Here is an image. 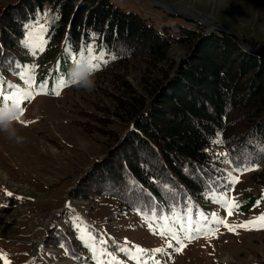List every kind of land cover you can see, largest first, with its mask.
<instances>
[{
	"label": "trees",
	"instance_id": "obj_1",
	"mask_svg": "<svg viewBox=\"0 0 264 264\" xmlns=\"http://www.w3.org/2000/svg\"><path fill=\"white\" fill-rule=\"evenodd\" d=\"M45 11L47 44L34 56L21 43L26 38L24 25L39 20L38 13ZM175 43L188 48L180 62L169 57ZM86 45L105 58L94 73L134 60L145 62L155 79L147 96L129 95L132 102L122 101L121 109L129 107L128 132L105 158L95 161L85 175L91 173V178L77 197L105 196L141 218L171 215L173 210L182 214L187 208L194 218L197 212L210 216L220 207L209 198L210 191H228L229 171L224 168L228 163L213 153L216 145L228 153L233 168L254 166V171L236 174L252 173L264 189V46L247 51L240 39L228 34H206L178 24L156 28L112 0H20L0 20L3 87H25L17 72L42 60L46 68L37 72L35 66V82L51 90L58 77L67 80L73 64L65 48L78 55ZM236 202L239 208L234 212L247 214L264 205V193ZM73 245V260L89 262L91 252L84 257L78 252L80 241Z\"/></svg>",
	"mask_w": 264,
	"mask_h": 264
},
{
	"label": "rangeland",
	"instance_id": "obj_2",
	"mask_svg": "<svg viewBox=\"0 0 264 264\" xmlns=\"http://www.w3.org/2000/svg\"><path fill=\"white\" fill-rule=\"evenodd\" d=\"M112 2L149 19L156 28L178 24L208 31L210 22L200 26L191 20L193 13L182 12L189 16L184 18L166 2L192 9L214 19L218 25L233 28L242 36L243 48L264 46V0ZM19 5L20 0H0V20L7 8ZM187 50L183 44H172L169 57L180 62ZM34 65L37 72L46 68L42 60H34ZM94 78L92 91L71 85L59 96L38 95L22 106L24 113L14 123L17 135L24 138L21 143L0 132V253L6 255L9 264H97L89 246L93 242L83 235L85 228L96 238L97 252L106 248L116 257L117 264H137L121 251L133 245L148 250L149 255L156 248H164L163 253L154 254L158 264H264V229L237 228L233 233L221 226L214 238L192 240L177 253L175 242L172 249L167 248L165 239L153 235L143 218L122 209L118 201L105 196L77 197L91 178V173L87 178L85 175L91 172L95 161L105 158L109 149L128 132L129 107L121 109L122 101L132 102L129 95L147 96L155 74L145 62L132 60L109 66L95 73ZM213 153H225V150L216 145ZM224 168L231 171L233 167L224 164ZM234 175L239 182L228 194L230 198L240 200L253 193H264L252 173ZM6 191L13 195H6ZM214 213L229 225H239L264 215V205L247 214L234 212L228 216L220 207H215ZM74 240L80 241L78 252L84 257L91 252L89 262L73 260ZM102 240L108 243L101 245ZM143 259L153 264L148 255ZM0 264H5L4 258H0Z\"/></svg>",
	"mask_w": 264,
	"mask_h": 264
},
{
	"label": "snow or ice",
	"instance_id": "obj_3",
	"mask_svg": "<svg viewBox=\"0 0 264 264\" xmlns=\"http://www.w3.org/2000/svg\"><path fill=\"white\" fill-rule=\"evenodd\" d=\"M40 15L39 20H35L34 23L25 24L24 27L27 29L26 38L21 41V43L28 49L31 50L32 54L35 56L37 51L43 52L47 41L45 39V34L48 32L49 21L48 11L43 12ZM59 19L57 14L54 18ZM2 47V46H0ZM65 52L69 54L73 63H78L85 56L89 58V63L91 65V71H98L101 67L102 62H105L103 54H97L96 49L91 45H86L79 50L78 55H74L70 47L65 48ZM18 69L21 68L19 64L16 66ZM35 66H27L23 68L22 71H18L17 75L24 81L25 87L21 88L18 86L8 85V88L3 87L4 81L0 79V104L2 103H12L15 104L20 110V116L18 120L24 113V108L22 105L25 101H31L38 95H55L59 96L61 90L70 84V81L66 80L63 76L57 78L55 86L49 90L48 85L45 83H40L38 86L35 82L34 75ZM216 143H221V141H215ZM219 156L224 158V162L232 164L233 161L228 160V153H220ZM256 170L254 166L248 165L245 167L232 168L231 171L227 173L228 180V191L227 192H216L210 191L209 198L216 204L220 205L222 209L227 212L228 216H232L234 211L239 208V204L236 202L235 198H230L228 192L232 190V186L239 182L238 177L234 173H244L246 171ZM6 195L12 196L11 192L6 191ZM145 224L148 226L149 230L153 235H158L162 239L167 241V248H173V242L177 245L174 251L180 253L186 247L187 243L192 240L199 239L201 237L210 239L214 238L222 226L226 228L229 232L235 233L237 228H244L245 230L250 229H264V215L257 217L255 220L248 221L239 225H229L227 220L221 218L216 213H212L210 216L204 214L203 212H197L195 218L193 216V211L191 208H187L183 213H178L175 210L171 212V215H156L153 214L151 217H143ZM77 227H80L79 217H77ZM83 235L92 241L89 246L91 247L94 256L97 260V264H117L116 257L112 256L111 253L107 252L106 248H101L97 252L95 246L96 238L88 233V230L82 229ZM101 245H106L107 240L99 241ZM128 242L125 241V244ZM121 251L128 253L129 258L137 261V264H147L143 259L144 256L148 255L149 259L153 261V264H158L155 260V253H163L164 248H156L152 250L153 254L149 255L148 250L141 248L137 245H133L131 249L124 247ZM102 257H107V261L102 259ZM0 258L5 259V264H9L6 259V255L0 253Z\"/></svg>",
	"mask_w": 264,
	"mask_h": 264
},
{
	"label": "clouds",
	"instance_id": "obj_4",
	"mask_svg": "<svg viewBox=\"0 0 264 264\" xmlns=\"http://www.w3.org/2000/svg\"><path fill=\"white\" fill-rule=\"evenodd\" d=\"M95 73L91 71L89 58L85 56L78 63H73L67 72V80L72 86L92 91L95 87ZM20 116L19 108L12 103L0 104V132L7 134L9 139H14L17 143L23 141V137L17 135L14 123Z\"/></svg>",
	"mask_w": 264,
	"mask_h": 264
},
{
	"label": "water",
	"instance_id": "obj_5",
	"mask_svg": "<svg viewBox=\"0 0 264 264\" xmlns=\"http://www.w3.org/2000/svg\"><path fill=\"white\" fill-rule=\"evenodd\" d=\"M166 5L169 6L171 9H174V10H177L178 13L180 14V16L184 17V18H189V16L187 14H183L182 12L184 13H188V12H191L194 14V17H192V21L195 22L196 24L200 25V26H207L205 25V23L207 22H210V26H207L208 27V31H206L205 33L206 34H212V33H226V34H229V35H233V36H236L237 38H239L242 42V36L239 35L238 33H236V31H234L233 28L229 27V26H221V25H218L216 23V21H214V19L210 18V17H204L202 14H200L199 12L195 11V10H192V9H188V8H183V7H176V6H173L172 4L170 3H167L166 2ZM244 48L246 50H251L250 47L248 46H244Z\"/></svg>",
	"mask_w": 264,
	"mask_h": 264
}]
</instances>
